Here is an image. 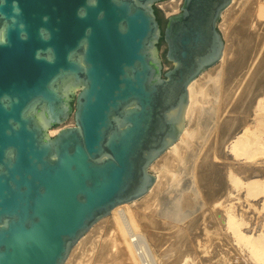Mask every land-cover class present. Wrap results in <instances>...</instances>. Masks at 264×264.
<instances>
[{
	"label": "water",
	"instance_id": "95a60500",
	"mask_svg": "<svg viewBox=\"0 0 264 264\" xmlns=\"http://www.w3.org/2000/svg\"><path fill=\"white\" fill-rule=\"evenodd\" d=\"M162 1L0 0V264H65L155 186L234 0Z\"/></svg>",
	"mask_w": 264,
	"mask_h": 264
},
{
	"label": "rangeland",
	"instance_id": "374dc122",
	"mask_svg": "<svg viewBox=\"0 0 264 264\" xmlns=\"http://www.w3.org/2000/svg\"><path fill=\"white\" fill-rule=\"evenodd\" d=\"M182 2L164 0L156 6L168 17L180 11ZM263 13L264 0H234L223 13L219 28L225 41L224 57L194 86V103L186 121L192 135L183 159L176 168L166 165L170 152L156 161L151 172L160 175L164 169L165 187L156 183L158 187L145 197L96 223L79 241L83 243L75 246V254L81 256L78 264H117L110 257L101 259L98 253L114 230H108L109 226L123 215L136 226L130 237L137 264H264L255 244L264 239V193L250 197L246 191L248 183L264 182V89L257 99L253 81L257 70L264 75ZM160 49L166 52L164 44ZM229 120L228 132L224 128ZM74 124L71 117L53 130ZM245 133L248 141L253 138L250 153L236 154L230 141L224 143L228 136ZM211 148V161L206 163ZM200 165L205 178L215 174L212 182L197 181ZM228 215L239 224L238 234L244 240L222 221L228 222Z\"/></svg>",
	"mask_w": 264,
	"mask_h": 264
},
{
	"label": "bare ground",
	"instance_id": "6f19581e",
	"mask_svg": "<svg viewBox=\"0 0 264 264\" xmlns=\"http://www.w3.org/2000/svg\"><path fill=\"white\" fill-rule=\"evenodd\" d=\"M234 2V1H233ZM233 4V3H232ZM178 4L174 3L173 6H176ZM228 10V9H227ZM262 12V11H261ZM264 15V13H263ZM226 49V48H225ZM224 57V56H223ZM262 71L257 70V72L254 73L253 75V81L255 82V86H256V90H257V93H256V98L261 96V90H263L264 88V80H263V74L261 73ZM205 74V73H204ZM202 76V75H201ZM201 76L192 83V85L190 86V106H189V109L187 111V118L188 120L190 119L189 116L191 114V110H192V107H193V103H194V97H193V89H194V86L199 82ZM197 90V89H196ZM261 98V97H260ZM264 98V97H263ZM262 99H259L258 100V103L263 100ZM258 99V98H257ZM263 102V101H262ZM200 112V111H199ZM261 113V112H260ZM261 114H264V113H261ZM196 115V114H195ZM192 116V115H191ZM197 116V115H196ZM194 118V117H193ZM196 118H194V122H196ZM263 118V117H262ZM263 119H261V122H262ZM232 123V122H231ZM230 123V120L227 121V127L224 128L225 131H230L231 125ZM262 124V123H261ZM233 125V124H232ZM264 126V122H263V125ZM194 127V126H193ZM220 128V127H219ZM227 128V129H226ZM194 130V129H193ZM223 130V132H224ZM239 130V129H238ZM233 131V130H232ZM248 132V130H245ZM250 131V130H249ZM58 132V130H52L50 133L52 135L56 134ZM250 133V132H249ZM214 134V133H213ZM246 134H242L238 137H234V136H228V138L226 139V141H224V143L226 144L227 142L230 141V143L232 144V150L235 151L236 154H240V153H250V150H252V140L253 138L252 137H248L252 140L251 141H248L246 139ZM192 135V130H191V127L188 128V127H185L182 135H181V138L179 140V142H177L171 149H169V151H167V154L168 152H170L169 156L168 157H164L166 159V165H170V166H173V168H176L178 162H179V159H183V155L185 154V149L187 148V145H188V141H189V138L190 136ZM212 135V134H211ZM213 137V136H212ZM249 139V140H250ZM252 142V143H250ZM216 143V142H215ZM254 145V143H253ZM231 148V147H230ZM224 148H222L223 150ZM221 150V151H222ZM172 153V154H171ZM211 153H212V148L210 150H208L207 152V156H206V159L204 162H208L211 158ZM166 154V153H165ZM214 155V154H213ZM247 155V154H246ZM214 157V156H213ZM163 158V157H162ZM162 160V159H161ZM181 161V160H180ZM201 161V160H200ZM211 161V160H210ZM211 163V162H210ZM202 164V163H201ZM165 166V165H164ZM203 166L200 165L199 166V169H198V173L197 174V181L198 182H202V181H205V180H208L210 182L213 181V179L216 177L215 174L213 175H210L209 177L204 176V173H202V171L204 170L202 168ZM210 168H212V166L210 165ZM166 171L168 172L169 170H167V168L165 167ZM164 169H162V172L160 173V175H158L157 173V184L159 185L160 182H161V185L164 186L165 184V180L163 178L164 176V172L163 171ZM172 170V169H171ZM172 174V172H171ZM156 187H158L157 185H155ZM165 187V186H164ZM154 189V188H153ZM246 191H247V195L250 196V197H256L258 196L259 194L261 193H264V182L263 183H259V182H251V183H248L247 186H246ZM151 192V191H150ZM240 192V191H239ZM156 196L153 197V199L151 200L152 201H156L155 200ZM157 199V198H156ZM123 206H126V205H122V206H119L117 208H115L112 213L120 210V208H122ZM152 207H149V209H151ZM173 211V210H172ZM179 210L177 208V214ZM226 214H228V211L226 210ZM120 218V219H119ZM119 218H115V221H114V224L110 225L109 229H114L113 232L109 233V235L111 234V236L105 240L104 243L101 244V247L99 248V253H98V257H100L101 259L103 258H107V257H110L111 261L113 262H116L117 264H137V259H136V256L133 252V246H132V242H131V236L130 235V231L133 229V231H135V223H134V220L130 218V220L127 218L126 215H123L122 217L120 216ZM132 221V222H131ZM224 222L225 225H228L233 231L234 233H236L237 237L239 239H245L243 238L242 236H239L238 234V230L240 229V226L239 224L233 222L232 218L230 217V215H228V222H226L225 220H222ZM166 225V224H165ZM168 227V226H166ZM130 229V230H129ZM107 231V230H106ZM105 231V232H106ZM108 232V231H107ZM108 234V233H107ZM132 234V232H131ZM99 236V235H98ZM131 236V237H130ZM108 237V236H107ZM97 238V237H96ZM163 238V237H162ZM154 239V238H153ZM155 240V239H154ZM157 240V238H156ZM163 240V239H161ZM80 243V242H79ZM78 243V244H79ZM83 243V242H82ZM80 243V244H82ZM91 243V242H90ZM165 243V242H164ZM258 243V244H257ZM255 243L256 245H258L257 249L259 252H261V258L263 261L264 260V239L260 242H257ZM85 244V243H84ZM79 246V245H78ZM82 247V245H81ZM133 247V248H132ZM77 248V247H76ZM73 249L74 251L72 252V254H70V258H68V260L66 261L65 264H78L77 260L79 259V256H80V253L79 254H75V251L77 249ZM79 248V247H78ZM86 248V247H85ZM98 248V247H97ZM84 249V248H83ZM91 249V248H90ZM93 249V248H92ZM96 250V249H95ZM136 252V251H135ZM78 253V252H77ZM137 254V253H136ZM259 255V254H258ZM81 257V256H80ZM138 258V257H137ZM103 261V260H102ZM139 261V260H138ZM187 262V261H186ZM102 262L98 263V264H101ZM111 263V262H110ZM89 264V263H88ZM140 264V263H139ZM187 264V263H186Z\"/></svg>",
	"mask_w": 264,
	"mask_h": 264
},
{
	"label": "flooded vegetation",
	"instance_id": "af4514ba",
	"mask_svg": "<svg viewBox=\"0 0 264 264\" xmlns=\"http://www.w3.org/2000/svg\"><path fill=\"white\" fill-rule=\"evenodd\" d=\"M156 13H157V19L159 20V22L161 20V23L160 24H161L162 29H164V27H165V21L163 20V16H162L161 11L159 9H157V7H156Z\"/></svg>",
	"mask_w": 264,
	"mask_h": 264
},
{
	"label": "trees",
	"instance_id": "16d2710c",
	"mask_svg": "<svg viewBox=\"0 0 264 264\" xmlns=\"http://www.w3.org/2000/svg\"><path fill=\"white\" fill-rule=\"evenodd\" d=\"M160 23H161V20H160ZM162 44H164V41H163V39L161 40V44H160V45H162Z\"/></svg>",
	"mask_w": 264,
	"mask_h": 264
}]
</instances>
